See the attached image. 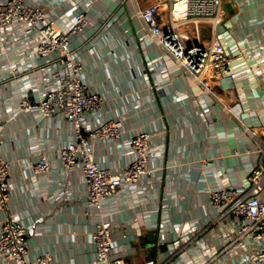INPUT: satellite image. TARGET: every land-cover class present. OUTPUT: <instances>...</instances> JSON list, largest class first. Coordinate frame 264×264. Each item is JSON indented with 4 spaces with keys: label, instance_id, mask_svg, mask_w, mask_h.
Returning a JSON list of instances; mask_svg holds the SVG:
<instances>
[{
    "label": "crops",
    "instance_id": "1",
    "mask_svg": "<svg viewBox=\"0 0 264 264\" xmlns=\"http://www.w3.org/2000/svg\"><path fill=\"white\" fill-rule=\"evenodd\" d=\"M156 1L162 4L159 20L166 22L169 0H39L60 21L78 9L86 13L87 25L71 44L83 60L89 90L102 97L87 118L92 124L98 117L118 119L122 131L117 139L93 140L97 162L120 171L132 158L131 136L151 135L149 172L135 187L121 185L104 206L113 256L125 264H252L248 256L262 242L234 241L240 219L215 207L210 192L241 187L253 165H264V0H228L220 22L208 17L187 26L194 39L218 36L226 46L229 72L210 77L208 88L138 16V7ZM36 39L19 22L0 32V153L12 164L11 200L0 221L12 216L33 225L30 260L48 252L49 264H100L82 164L66 170L58 157L60 144L72 139L71 123L17 107L20 97L38 99L60 82L35 51ZM41 151L51 159L47 173L33 170ZM0 264L11 263L0 255Z\"/></svg>",
    "mask_w": 264,
    "mask_h": 264
},
{
    "label": "built area",
    "instance_id": "2",
    "mask_svg": "<svg viewBox=\"0 0 264 264\" xmlns=\"http://www.w3.org/2000/svg\"><path fill=\"white\" fill-rule=\"evenodd\" d=\"M228 0H169L166 22L159 20V1L138 7L137 14L143 19L150 33L177 60L187 72L208 88L210 77L226 76L229 72V55L222 39L211 41L194 39L187 26L200 18L211 17L215 22L223 19L224 3ZM13 22L21 23L26 31L37 35L35 51L51 68L59 73L56 86L47 88L38 99L25 95L20 97V110L36 108L41 117L56 114L66 118L72 125V139L58 147V157L66 169L81 163L84 170L88 214L95 216L91 239L96 249V261L100 264H125L121 257L113 256L112 221L104 212L108 198L121 185L135 187L149 172L153 145L147 131L134 133L130 138L132 158L120 171L101 165L95 158V138L117 139L121 136V121L112 117H98L95 124L88 121V113H96L102 103L98 92L88 88L84 77V63L79 51L72 46L71 37L82 32L87 25L84 10L78 9L60 21L51 17L39 0L0 1V32ZM223 107L241 120L238 111L223 102ZM248 132L256 135L253 127ZM5 122L0 120V145L4 140ZM51 159L47 151L38 153L33 163L36 173H47ZM12 164L0 153V210L5 211L11 200ZM211 203L240 219L234 241L245 238L262 242L256 252L250 254L252 264H264V165L251 167L247 182L241 187L219 186L210 192ZM33 225L6 216L0 221V255L11 264H49L51 253L39 254L34 260L28 258L29 235ZM163 241L165 234L162 235ZM228 242L223 249H226ZM221 249V250H223ZM217 252L211 260L219 257ZM210 261L204 264H209Z\"/></svg>",
    "mask_w": 264,
    "mask_h": 264
}]
</instances>
